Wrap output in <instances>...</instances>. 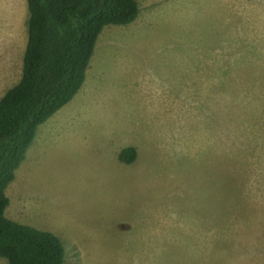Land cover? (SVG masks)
I'll return each mask as SVG.
<instances>
[{"label":"rangeland","instance_id":"rangeland-1","mask_svg":"<svg viewBox=\"0 0 264 264\" xmlns=\"http://www.w3.org/2000/svg\"><path fill=\"white\" fill-rule=\"evenodd\" d=\"M136 2L37 128L5 216L54 233L64 264H264V0ZM27 17L0 0V97Z\"/></svg>","mask_w":264,"mask_h":264},{"label":"trees","instance_id":"trees-1","mask_svg":"<svg viewBox=\"0 0 264 264\" xmlns=\"http://www.w3.org/2000/svg\"><path fill=\"white\" fill-rule=\"evenodd\" d=\"M26 44L20 79L0 97V258L7 264H64L52 232L5 216L7 187L25 159L37 128L81 89L96 40L108 25L125 26L139 14L136 0H25ZM132 147L119 160L132 163Z\"/></svg>","mask_w":264,"mask_h":264}]
</instances>
